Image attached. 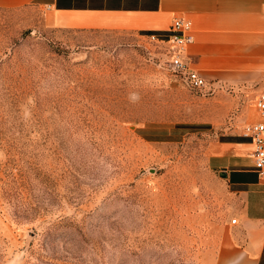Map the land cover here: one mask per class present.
<instances>
[{
  "label": "rangeland",
  "instance_id": "374dc122",
  "mask_svg": "<svg viewBox=\"0 0 264 264\" xmlns=\"http://www.w3.org/2000/svg\"><path fill=\"white\" fill-rule=\"evenodd\" d=\"M150 34L0 7V264H213L244 198L211 150L254 97L191 86Z\"/></svg>",
  "mask_w": 264,
  "mask_h": 264
},
{
  "label": "crops",
  "instance_id": "0c3cea01",
  "mask_svg": "<svg viewBox=\"0 0 264 264\" xmlns=\"http://www.w3.org/2000/svg\"><path fill=\"white\" fill-rule=\"evenodd\" d=\"M33 4L42 9L44 24L60 31L161 33L176 17L190 20L188 61L207 83L249 89L254 110L245 115V126L264 121L255 106L264 92V0H0L6 9ZM253 149L246 137L212 147V167L234 178L244 198L236 223L225 226L213 264H264V177L256 172Z\"/></svg>",
  "mask_w": 264,
  "mask_h": 264
},
{
  "label": "built area",
  "instance_id": "2783aa9c",
  "mask_svg": "<svg viewBox=\"0 0 264 264\" xmlns=\"http://www.w3.org/2000/svg\"><path fill=\"white\" fill-rule=\"evenodd\" d=\"M262 12L264 13V8ZM150 38L152 41L169 45L172 67L183 73L191 86L202 88L207 85V79L186 58L187 48L194 41L193 24L190 20L176 17L169 32L151 33ZM255 106L264 116V92L255 97ZM243 135L254 145L251 156L254 159L256 172L262 178L264 177V121L248 123L244 127ZM236 221V218L232 220L233 223Z\"/></svg>",
  "mask_w": 264,
  "mask_h": 264
},
{
  "label": "water",
  "instance_id": "95a60500",
  "mask_svg": "<svg viewBox=\"0 0 264 264\" xmlns=\"http://www.w3.org/2000/svg\"><path fill=\"white\" fill-rule=\"evenodd\" d=\"M222 175H223L224 177H226V176H227V172H226V171H223V172H222Z\"/></svg>",
  "mask_w": 264,
  "mask_h": 264
}]
</instances>
